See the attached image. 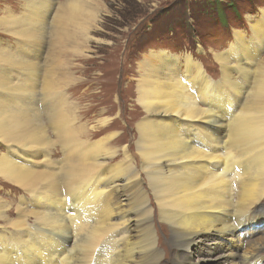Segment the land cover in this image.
<instances>
[{
	"label": "bare ground",
	"instance_id": "6f19581e",
	"mask_svg": "<svg viewBox=\"0 0 264 264\" xmlns=\"http://www.w3.org/2000/svg\"><path fill=\"white\" fill-rule=\"evenodd\" d=\"M97 2L57 6L49 31L56 50L66 37L87 38ZM16 4L23 15L5 7L0 16L15 39L0 43V264H195L185 254L217 236L221 251L211 260L264 264V235L247 244L235 235L262 221L264 9L248 18V37L235 30L227 48L212 51L217 81L188 53L142 55L132 151L110 146L116 132L103 111L89 133L75 127L78 107L51 92L57 80L49 58L43 74L40 25L55 2ZM59 143L60 157L50 153Z\"/></svg>",
	"mask_w": 264,
	"mask_h": 264
},
{
	"label": "rangeland",
	"instance_id": "374dc122",
	"mask_svg": "<svg viewBox=\"0 0 264 264\" xmlns=\"http://www.w3.org/2000/svg\"><path fill=\"white\" fill-rule=\"evenodd\" d=\"M16 1L0 0V16L5 7H15V16L23 15ZM53 1V14L47 16L45 25H40L44 27L40 61L43 74L45 62L49 58L47 64L53 63L51 74L57 80L51 92L54 95L63 93L66 107H78L75 127L82 125L89 133L99 130L92 126L97 125V112L103 111L109 121L108 128L116 132L109 141L110 146L125 144L132 151L135 149L134 141L138 138L135 123L143 115L137 101V83L140 78L138 61L142 55L150 49L178 55L188 53L217 81L220 67L212 51L227 48L233 42L235 30L245 32L248 37L251 34L248 18L258 17L264 9V0H98L95 12L97 18L87 30V38L74 41L66 37L65 41L61 39L65 47L56 50L57 38L49 36L53 16L59 4L70 0ZM14 42L7 26L0 24L1 45L7 43L14 46ZM73 44H79L81 50L74 51L71 48ZM52 48L54 55H51ZM257 57L264 67V44ZM42 120L46 121V117L43 116ZM105 134L101 131L90 140L97 141ZM49 139L58 137L50 133ZM51 149L50 153H56L59 157L62 155L60 143ZM258 208L257 214L262 216V221L257 224L252 221L235 234L240 236L239 241L243 244L264 235V213H261L264 203ZM157 230L161 237L164 236L159 225ZM218 237L215 238L217 243L212 242L215 240L206 241L203 251L185 254V257L195 264H223L220 260H211L212 255L221 251ZM206 247L215 250L210 254L205 250Z\"/></svg>",
	"mask_w": 264,
	"mask_h": 264
}]
</instances>
